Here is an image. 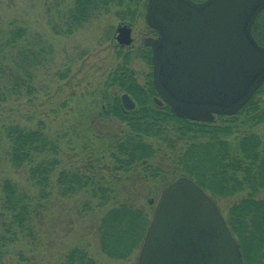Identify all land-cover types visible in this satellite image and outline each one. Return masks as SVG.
Masks as SVG:
<instances>
[{
	"label": "trees",
	"instance_id": "trees-1",
	"mask_svg": "<svg viewBox=\"0 0 264 264\" xmlns=\"http://www.w3.org/2000/svg\"><path fill=\"white\" fill-rule=\"evenodd\" d=\"M70 3L57 9L55 17L48 18L52 34L71 37L110 8L122 7L125 0ZM263 22L261 12L252 32L264 46ZM54 57L53 45L40 33L15 22L0 28V102L32 95L36 78L50 70ZM116 70L101 92L103 103L93 118L100 124L113 120L119 127L105 126L106 132H101L87 122L97 139L103 141L104 137L112 146L113 169L128 171L140 167L142 177L156 178L160 168L150 162L158 150L147 139L161 141L174 153L170 159L173 178L165 181L164 187L185 176L215 203L237 197L228 208L225 221L239 240L244 264H264V197H258L264 191V133L262 137L250 134L247 138L242 134L234 142L222 139L220 136L230 132V125L237 118H223L224 126H216L213 122L177 117L167 105L159 106L151 99L156 96L151 80L148 89H144L126 68ZM117 80L122 94L135 102L132 110L123 109L121 96L118 98L113 92ZM253 106L254 98L239 113L251 107V118L263 119L264 111L257 113ZM60 150L59 137L51 135L42 121L32 127L0 124V164L3 161L23 172L27 183L26 186L6 179L0 185V264H5L11 247L36 239V224L41 222L53 196L81 198L84 210L99 212L96 234L99 248L108 258L126 260L140 250L151 214L126 201L115 204L113 188L102 184L104 178H98L96 167L61 168ZM62 264L97 263L87 249L75 246L64 255Z\"/></svg>",
	"mask_w": 264,
	"mask_h": 264
},
{
	"label": "rangeland",
	"instance_id": "rangeland-1",
	"mask_svg": "<svg viewBox=\"0 0 264 264\" xmlns=\"http://www.w3.org/2000/svg\"><path fill=\"white\" fill-rule=\"evenodd\" d=\"M70 2L0 0V28L13 22L23 25L43 35L55 49L54 62L50 70L36 78L32 95L0 102V124L32 127L37 121L44 122L49 133L59 137L61 168L96 167L95 172L100 174L98 178H104L102 184L113 188L115 204L126 201L152 214L154 202L164 189L165 181L173 178L170 159L174 153L169 152L161 141L149 138L147 141L158 150L150 163L159 166V176L145 179L140 167L115 171L110 157L112 146L104 137L103 141L97 139L96 132L87 126V122H91L101 132L106 130L105 126L119 127L113 120L100 124L93 118L103 103L101 92L118 67L126 68L139 86L148 89L152 66L147 58L150 49L143 40L156 34L144 21L147 0H125L122 7L110 8L71 37L52 34L48 18L55 17L56 10L67 7ZM122 24L132 27L133 42L129 46H120L114 41L116 28ZM118 84L117 80L112 89L119 98L124 92ZM260 93L254 98L253 107L257 113L264 111ZM154 97L151 96V99ZM250 108L248 113L252 116L254 111ZM248 113L246 109L238 113L237 119L230 125V132L220 138L234 142L246 134V129H249L246 131L248 134L262 137L264 119L247 120ZM222 119L218 116L211 122L224 126ZM6 179L27 186L23 172L2 161L0 185ZM258 197L263 198L264 191ZM150 200L154 202L150 204ZM236 200L237 197L217 200L216 205L224 217ZM81 203L78 197L61 199L53 196L46 205L41 222L36 224V239L11 247L5 264H62L64 255L75 246L87 249L97 264H137L139 251L126 260H113L101 252L96 234L100 214L84 210Z\"/></svg>",
	"mask_w": 264,
	"mask_h": 264
},
{
	"label": "water",
	"instance_id": "water-1",
	"mask_svg": "<svg viewBox=\"0 0 264 264\" xmlns=\"http://www.w3.org/2000/svg\"><path fill=\"white\" fill-rule=\"evenodd\" d=\"M260 12L264 0H147L144 21L156 37L143 43L151 49L155 103L192 121L230 119L264 83V46L252 34ZM114 41L131 45V27L119 25ZM121 104L125 110L135 106L127 94ZM137 264L244 261L216 203L180 176L154 202Z\"/></svg>",
	"mask_w": 264,
	"mask_h": 264
},
{
	"label": "flooded vegetation",
	"instance_id": "flooded-vegetation-1",
	"mask_svg": "<svg viewBox=\"0 0 264 264\" xmlns=\"http://www.w3.org/2000/svg\"><path fill=\"white\" fill-rule=\"evenodd\" d=\"M263 26H264V25H263ZM155 34H156V33H155ZM252 34H253V32H252ZM155 36H156V35H154V37H155ZM263 86H264V83L262 84L261 87L263 88ZM261 90H262V89H261ZM261 90H260V91H261ZM257 91H258V90H257ZM257 91L252 95V97L250 98V100H251V99L253 100V98H256V97L258 96V94H259L260 92H257ZM257 93H258V94H257ZM260 94L262 95V96H261V101L264 102V92H262V93H260ZM250 100H249V101H250ZM249 101H248V102H249ZM254 101H255V100H254ZM248 102H247V103H248ZM246 110H247V113H248L249 108H246ZM238 113H239V111H238L234 116H232V117L230 116L231 118H230L229 120H235V119L237 118ZM249 114H250V112L246 115V119H247V120H248L249 118L251 119V114H250V115H249ZM263 119H264V118H263ZM246 131H249V129H246V130H245V133H246L245 135H246V138H247L250 134H248Z\"/></svg>",
	"mask_w": 264,
	"mask_h": 264
}]
</instances>
